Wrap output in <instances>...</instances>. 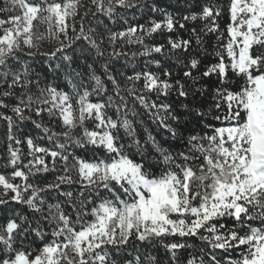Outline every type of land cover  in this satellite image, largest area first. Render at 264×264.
<instances>
[{"label":"snow or ice","instance_id":"1","mask_svg":"<svg viewBox=\"0 0 264 264\" xmlns=\"http://www.w3.org/2000/svg\"><path fill=\"white\" fill-rule=\"evenodd\" d=\"M12 3L22 14L0 18V109H9L13 115L0 111V120L7 122L8 140L26 142L32 159L24 164L29 169L25 173L17 168L22 160L19 149L8 147L6 166L13 171L10 177L0 174V205L14 201L26 206L27 214L11 209L13 215L0 223V264H158L149 250L157 246L170 254V264H197L190 253L189 257L179 254L192 247L186 237H196L207 246L200 250L199 264H264V0H228L226 35L217 23L223 11L219 4L201 5L198 14L178 13L177 20L166 8L156 3L141 5L140 0ZM194 3L185 0L183 6ZM140 7L161 14L163 20L132 25L117 11ZM100 16L114 22L119 18L128 27L113 31L104 25L106 33H100ZM90 17L96 18L95 26L88 23ZM198 19L207 23L189 28L181 22ZM34 21L46 25L48 36L59 42L52 52L43 53L46 71L18 55L24 48H37L34 40L45 38L34 31ZM176 24L188 33V39L169 37L173 51L188 52L193 40L202 48L204 37L215 35L217 60L201 76L215 74L216 86L211 92L203 85L195 87L199 80L191 70L183 72L186 79L174 82L170 69L163 72L168 79L134 70L126 76L132 86L123 91L167 134L157 140L145 127L146 136L141 139L128 118L137 112L128 107L110 60L128 55L123 51L125 44L143 47L132 57L163 55L165 46L145 45V37L161 30L172 32ZM105 35L111 50L109 61L102 62ZM98 63L110 88L97 74L94 65ZM176 63L189 68L188 57L177 56ZM197 64V59L190 60L191 69ZM61 78L64 87L54 83ZM141 79L143 89L157 97L175 93L176 108L149 103L144 95H137L136 83ZM110 92L115 95H107L106 102L89 99ZM5 98L16 102L9 105ZM111 107L115 119L106 112ZM45 113L53 123L60 122L61 131L45 124ZM209 115L218 123L209 121ZM26 121L43 133L39 139L53 143L52 149L36 144L30 135L24 141L16 138L13 128L22 131ZM121 128L126 138L117 134ZM76 150L91 155H78ZM46 156L52 158L53 171L62 162L65 175L57 177L59 183L44 187L29 183V175L49 171ZM16 178L24 183H13ZM62 183L79 184V191L58 192L66 199L48 203L41 193L58 190ZM9 191L13 195L4 199ZM144 245L148 247L142 251Z\"/></svg>","mask_w":264,"mask_h":264},{"label":"trees","instance_id":"2","mask_svg":"<svg viewBox=\"0 0 264 264\" xmlns=\"http://www.w3.org/2000/svg\"><path fill=\"white\" fill-rule=\"evenodd\" d=\"M141 5L148 3H156L161 7H164L172 13L177 20L180 19V16L178 13L183 14H192V13H199L200 12V6L204 4H219L223 6V11L220 17L217 18V23L219 25V29L221 32H223L226 35V26L230 22L228 15H227V5L228 0H195V3L193 6H183L185 4V0H140ZM88 7H92V5H88ZM0 9H10L8 11H0V18L2 19H10L14 15H18V8L17 6H14L12 3V0H0ZM94 11V9H93ZM119 13H121L130 24L132 25H140L144 24L147 25L150 20H157L162 21L163 16L159 13H151L148 11L147 8L140 7V8H133V9H117ZM81 12H83V9H81ZM103 23L98 26V31L100 33H106V29L104 25H107L108 28H110L113 31H122L126 27H128L127 24L123 22V20L116 18L115 22L111 19H109L106 16H100L98 17ZM79 20V16L76 18ZM186 23V25L190 28L192 26H196L197 28L203 26L207 21L197 20V21H181ZM71 23V21H70ZM88 23L92 24L93 26L96 25V18H89ZM9 25L6 24L5 27H8ZM79 28V24H77V29ZM2 34V33H0ZM69 36H73L74 33H72L71 29L68 30ZM139 34V33H138ZM171 38L173 40H182V39H188V33L179 28V24H176L174 30L172 32H168L167 30H161L157 33L153 34L150 37H145V45H161L163 44L165 46L164 54H157L153 53L149 57L140 56L137 55L135 57H132V52H138L142 51L143 47L138 44L133 45H127L125 44L123 46V51L127 53L128 55L121 56L118 59L110 60V70L113 75L116 76L117 80L120 82L121 89H122V95L125 96V99L128 103L129 108H134L137 112V116H132L129 114V119L133 121V126L136 128V134L138 137L143 139L146 136V133L144 131L145 127L148 128V130L157 138V140L164 139L167 134L163 132V129H158L156 124H153L148 113L140 106L139 102L135 100L133 96L128 95L126 91H123L125 87H131L130 82H126V76L132 75L133 71H149L157 76H159L161 79H168V77L163 76V72L165 69H170L172 72L171 81L174 82L177 79L184 80L186 78L183 77V72L185 70H191L193 75L196 76L199 80V83L195 85V87H200L203 85L205 88L211 92L213 87L216 86V75L213 74L209 77H202L201 73L207 69L211 64L215 63L217 58L214 55V45L217 43L216 37L214 34L209 33L207 36L203 39V46L202 48H197L195 41L193 40L192 45L189 48L188 52H182L181 50H171L170 45H168V38ZM34 42L38 45L37 48H33L31 51L34 53L32 56H28L26 51H23L22 53H18L19 56H21L22 60L27 61L30 65L34 66L38 70L46 71L44 69V64L47 61V57L43 55V53H49L43 46H39L38 41L34 40ZM78 43H83L82 41ZM101 47L105 50V55L103 58H100L102 62L109 61L108 52L111 50L108 45V40L105 35V39L103 41V44ZM117 47L119 48L120 45L118 44ZM69 53L71 50H67ZM179 56L181 59L184 57L189 58V68H185L183 64H177L176 58ZM191 59H197L198 64L197 68L191 69L190 68V60ZM154 60H159L160 64L159 66L154 63ZM58 62V61H57ZM91 62V60H89ZM97 74L101 75L102 79L105 80V83L111 87V82L106 80V77L103 76V71L101 64H95L94 65ZM123 73V75L121 74ZM47 74V73H46ZM49 79H50V74ZM57 85L64 87V81L61 79H58L54 81ZM143 79L138 81L136 83V87L138 89L137 95H144L145 98L149 103L156 102V103H166V104H172L173 108H176V96L175 93H170L169 96H159L157 97V94L155 92H148L147 90L143 89ZM2 90V89H0ZM67 90V89H65ZM89 90H91L89 88ZM115 95L114 93H106L101 94L99 96L93 94L89 97L91 102H106L107 95ZM118 100V98H116ZM6 103L9 105L14 104L16 101L11 98H5ZM73 104H75V97L73 98ZM208 104H211L212 101H207ZM0 111L5 112L7 115H13V113L9 109H0ZM106 112L108 115H111L114 119L116 118V112L115 108H106ZM34 119H39L33 115ZM208 120L212 123H218L216 121H212L211 115L208 116ZM43 121L45 124L51 128H53L55 131H61L60 122L57 120L55 123L49 120L47 114L45 113L43 115ZM138 121H143V124L139 123ZM169 123H173L172 121H168ZM87 126L91 129L92 124L91 122H87ZM191 127V125H189ZM77 133L80 132V129L76 130ZM13 133L15 134L17 139H21L24 141V138L26 136H31L34 140V142L42 147H47L52 149L53 143L49 142L47 139H39V136L43 135L42 132H40L39 129H36L35 126L29 122L26 121L22 125V131H17V129L13 128ZM121 137L126 138V134L124 130L121 128L119 132L117 133ZM11 146L12 148L19 149L20 154L22 156L21 162L18 163L17 168L19 170L24 171L25 173L29 172L28 168L24 167V164H27L30 159H32L31 156L28 155L29 149L27 147L26 142H22L20 144H16L15 140H8L7 138V122L4 120H0V174L5 175L6 177H10L13 168L11 165L6 166L7 160L10 157V153L8 151V147ZM78 155H91V152L85 153L82 150H76ZM37 155H43L42 153H37ZM51 160L52 158L50 156L45 157L46 163L49 164V171L37 173L36 175H29V183H32L34 185H38L40 187H44L46 184L49 183H59L57 180L58 176L65 175L63 170V164L62 162H57L55 166V170L53 171L51 168ZM72 161H69V168H71ZM69 175H72L74 179H76V174L74 172H69ZM13 183H21L24 182L20 180V178H16L12 181ZM79 184H73L69 185L66 183L60 184V188L58 190H50L46 193H41V195L45 198V200L48 203H57V202H63L66 198L61 197L58 195V192L61 191H73L74 194L79 191ZM0 193H3V189L0 188ZM13 193L9 191L8 195L4 197V199H9ZM64 207L67 209V205H64ZM11 209H15L17 211H23L27 214V208L26 206L16 204L14 201H10L8 205H0V223H6L7 219L13 215V213L10 211ZM169 239H175V238H169ZM184 240H187L189 244L192 245L189 249H181L179 250V254L182 257H189V253L191 254V258H194L197 261V264H199V258L201 256V249L206 248L207 246L197 239L196 237L191 238H183ZM36 242V241H34ZM139 243V242H137ZM148 246L144 245L142 246V251L146 249ZM151 253L157 258L158 264H170L169 256L170 254L163 249L162 247H155L149 249ZM210 250V249H209ZM218 253H221L222 255H226L221 252V250H216ZM235 255V252L232 253Z\"/></svg>","mask_w":264,"mask_h":264},{"label":"rangeland","instance_id":"3","mask_svg":"<svg viewBox=\"0 0 264 264\" xmlns=\"http://www.w3.org/2000/svg\"><path fill=\"white\" fill-rule=\"evenodd\" d=\"M17 10H18V15L22 14V10L19 9V7L17 6ZM34 31L37 33V35H39L40 33H44L45 38L41 39V40H37L39 46H43L49 53L52 52L56 47L59 46V42L52 39L50 36H48L47 32H46V28L47 26L44 24H40L38 21H34ZM61 39H63V37H61ZM33 49V48H32ZM32 49H28V48H24L23 51L29 52ZM2 189V187H0Z\"/></svg>","mask_w":264,"mask_h":264}]
</instances>
